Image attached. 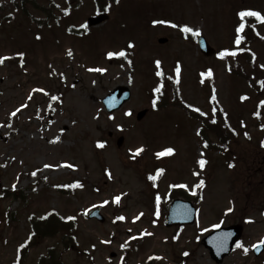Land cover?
I'll return each instance as SVG.
<instances>
[{"label": "rangeland", "instance_id": "obj_1", "mask_svg": "<svg viewBox=\"0 0 264 264\" xmlns=\"http://www.w3.org/2000/svg\"><path fill=\"white\" fill-rule=\"evenodd\" d=\"M21 7V0H0V57H13L0 65V196L13 195L0 198V264L17 262V251L30 235L29 216L39 218L50 211L64 219L76 217V245L61 238L44 240L29 248L22 264H38L53 246L62 264H120L125 253L128 264H146L150 257H161L158 264H177L182 258L187 264H215L201 241L212 230L234 224L243 226L240 242L248 252L235 249L221 264H264V252L258 258L250 252L264 238V167L262 171L252 167V159L244 153L257 144L254 137L264 125V113L257 122L252 118L257 103L264 101V87L259 84L264 81L260 40L264 24L244 20L258 37L250 38L253 66L242 62L238 73L231 75L222 59L201 56L198 36L188 39L180 31L184 25L199 30L216 53L235 50L240 47L235 44L241 23L238 13L254 10L264 15V0H119L109 6L105 22L88 30L86 19L98 14L93 0H75L73 6L67 0H35L32 6ZM156 20L180 27L154 25ZM160 38L167 43L159 45ZM130 43L134 47L129 48ZM120 51L126 58L107 55ZM21 52L23 67L16 55ZM226 58L234 64L230 56ZM157 60L165 79H175L179 63L183 102L210 115L208 96L213 86L230 123L253 136L251 142L241 137L230 146L228 155L238 156L233 170L227 168V157L214 150L213 135L204 134L211 147L202 146L196 136L200 123L176 107L152 109L149 98L158 83ZM95 68L106 71L88 70ZM209 69L212 77L201 75ZM243 75L250 76L252 87L240 80ZM117 87H126L130 100L108 113L103 100ZM242 96L248 99L241 100ZM22 105L27 107L12 117L11 112ZM143 110L147 114L136 122ZM56 137L59 141L50 143ZM118 138L123 139L119 148ZM97 142L105 147L98 148ZM140 147L144 151L135 156ZM168 147L175 154L157 158L156 153ZM199 159L207 161L202 170ZM66 163L75 168L61 166ZM157 169H164L157 177L164 206L170 191L179 188L172 185H187L186 193L195 196L192 192L199 189L195 185L205 181L195 223L179 229L177 236L174 228H165L152 202L146 177L156 175ZM76 182L83 187L73 195L56 191L57 186ZM255 187L258 195L252 197ZM116 196L121 197L119 204L113 202ZM228 208L233 211L227 212ZM93 210L100 211L103 223L90 219ZM118 216L125 219L117 220ZM126 241L127 246L121 247Z\"/></svg>", "mask_w": 264, "mask_h": 264}, {"label": "trees", "instance_id": "obj_2", "mask_svg": "<svg viewBox=\"0 0 264 264\" xmlns=\"http://www.w3.org/2000/svg\"><path fill=\"white\" fill-rule=\"evenodd\" d=\"M35 0H21L22 7L21 9L24 10L27 4L34 5ZM68 3L72 2L73 0H67ZM95 5L98 12H107L109 5L114 2V0H94ZM39 9V8H37ZM248 42L244 43L242 47L240 48L247 50ZM236 58H241L242 62H245L247 66L252 65V57L249 52H246L244 54H237ZM234 65L238 67V60L234 61ZM227 64V63H226ZM232 67L231 64H227V68L230 73H238L237 70L240 69L239 67ZM242 80L246 81L250 86L252 85V82L250 78L246 75H243ZM163 82V89H162V95L160 93L154 92V89L160 85V83ZM153 88V100H156L155 107L152 108L155 110L164 109L167 107H176L181 109L187 118L192 121H196L200 123V129L198 134V139L201 142V144L205 145V143L208 144V147H204L205 150H208L211 146H209V141L205 137L204 134L210 136L213 135L216 139V146L214 150H219L222 154H224L228 147L233 144L235 141L236 136L234 135L232 129V126L225 121V114L222 112L221 107L219 106L217 100H212V96L214 95L213 89L211 90V94L209 95V104L212 111L211 116L207 117L206 115H201L200 113L196 112L194 108L187 105L185 102H183L179 96V90L176 86L175 82L172 81V79L159 77L158 83L155 84ZM58 102V100H56ZM262 110L264 111V106L260 105ZM215 109V112L213 111ZM213 120H215V123H213ZM203 133V134H202ZM225 151V152H224ZM73 185V184H68ZM68 185L63 186V188L57 186L56 191L62 192L63 194L73 195L76 190L79 187H67ZM198 192L197 196L195 198H192L195 203H198ZM2 196V199L13 196L12 194L5 193ZM16 196V195H14ZM182 196L186 198V194L184 190H177L173 191L170 195V199L176 198ZM18 197V196H16ZM157 193L154 191V198L156 201ZM157 202V201H156ZM165 209H162V214H164ZM44 219H41V217L36 218L33 215L29 218V225L31 230V235L26 243L18 253V264H22V261L25 259V254H27V251L30 247L38 245L40 242L46 240V239H54V238H61V241L67 240L69 245L72 247L76 245V236L74 234L76 228H77V221L76 220H68L60 217L57 215L54 211L48 212ZM64 239V240H62ZM72 243V244H71ZM74 243V244H73ZM55 247H51L48 249V253L46 256L39 259L38 264H62L61 257L56 255ZM122 264H127V258H125L122 261ZM179 264H186L185 261H181Z\"/></svg>", "mask_w": 264, "mask_h": 264}, {"label": "snow or ice", "instance_id": "obj_3", "mask_svg": "<svg viewBox=\"0 0 264 264\" xmlns=\"http://www.w3.org/2000/svg\"><path fill=\"white\" fill-rule=\"evenodd\" d=\"M116 2L119 3V0H116ZM238 15H239V18L241 20V23H240L239 27L236 29L237 37L235 39V44L237 46H239L241 44V41L243 40V36H241L240 33H242L244 31V29H245L244 20H245L246 17H254L258 23L264 24V15H262L259 11L244 10V11L239 12ZM153 24L154 25L155 24H165V25H168L169 27H172V28L180 27V26H178L175 23H172L170 21H164V20H156V21H153ZM84 27H86V25ZM180 31L183 32V33H191L194 36H200L201 35V33H200L199 30H195L194 31L193 28L190 27V26H188V25H184V26L180 27ZM36 38L37 39H40L41 37L37 36ZM128 47L129 48H132V47H134V45L130 43L128 45ZM16 55L21 58V65L20 66L23 67V57H24L25 54L21 52V53H17ZM67 55L69 57H72L73 56L72 51L71 50H68L67 51ZM107 55H108L109 58L114 57V56H116V57H125L126 58V52H124V51H120V52H109ZM236 55H237V52L236 51H229V50L225 49V50H223V51H221L219 53V58L220 59H224L227 56H233V57H235ZM12 58L13 57H8V56L0 57V65H2L6 60H9V59H12ZM128 63L131 64V61H128ZM155 63H156V67L158 69V71L156 72V75L158 77H164V72L161 69V63L162 62L159 61V60H157ZM261 67H264V65H261ZM88 70L89 71L100 72V73H103V72L106 71V69H104V68H95V69H88ZM180 74H181V67H180L179 63H177V66L175 68V82L177 84H179V82H180ZM61 75H63V74H61ZM201 75L202 76L206 75L207 77H212L213 73H212V70L209 69L207 71V73H202ZM168 79H172V77H169ZM201 83H203V81H201ZM260 84H261L262 87H264V81H260ZM163 87H164L163 82H161L160 85L157 86L154 89V92L160 93L162 95V89H163ZM33 91L34 92H43L44 90L43 89H34ZM45 94L47 95L46 92H45ZM28 99L31 100L32 99V96L30 95L28 97ZM51 99L53 101H56V100H58V97L57 96H52ZM246 99H248L247 96H242L241 97V100H246ZM212 100H216V96L215 95L212 96ZM152 103H153V106L155 107L156 100H153ZM261 105L264 106V101H261ZM23 107H27V105H22L20 108H17L15 111L11 112L10 115L12 117H15L17 115V113H19L21 111V108H23ZM194 110L196 112L200 113L201 115H206V113L201 112V110L199 108H196ZM213 111L215 112V109ZM126 115H131V113L128 112V113H126ZM255 115L259 116L260 113L257 112V113H255ZM213 123H215V120H213ZM9 127H11V125H9ZM245 135L247 136L248 134L245 133ZM59 139H60L59 137H56L54 140L50 141V143H56V142L59 141ZM97 147L98 148H103V147H105V144L103 142H97ZM204 147H208V144L205 143ZM143 151H144V148L143 147L137 148L135 150V156L140 155ZM174 154H175V150L172 147H168V148L163 149L162 151L157 152L156 153V156H157V158H161V157H165V156H172ZM201 155H203V154H201ZM206 163H207V161L205 159H199L197 161V164H198V166H199V168L201 170L205 168ZM61 166L62 167H67V168H73V169L75 168V166L72 165V164H70V163H66V164L61 165ZM44 167L45 168H51V167H53V165L45 164ZM229 167H233V165L230 164ZM163 172H164V169H157L156 175L149 176L148 178L150 180L155 181L157 179V177H159ZM199 174H200L199 172H194L193 173V175H195V176H199ZM32 175L35 176L36 175V172H33ZM110 175L111 174L109 173V176ZM204 186H205V181L202 180V179L199 180V183L195 185V187H197V188H203ZM13 187H15V186H13ZM67 187H74L75 188V187H83V185L80 184L79 182H76L75 184L68 185ZM171 187L187 188V185H183V184H181V185H172ZM192 194L195 195L196 193L195 192H192ZM120 200H121V197L120 196H116V197H114L113 202L116 203V204H119L120 203ZM156 201H157V204H159V201H160L159 195H157ZM107 203H108V201H104V204H107ZM232 211H233L232 208H228L227 209V212H232ZM142 215H143V213H140L139 216H137V217L134 218V221L133 222H135V220H138L140 218V216H142ZM44 218L45 217H41V219H44ZM67 219L68 220H75L76 217L70 216V217H67ZM116 219L117 220H124L125 217L118 216V217H116ZM248 222L251 223L252 221L249 220ZM217 227H218V225H217ZM144 234L145 235H152L151 233H147V232H145ZM135 238L136 237H132V239H135ZM103 243H110V241H103ZM259 245H264V238H262L259 241V244L258 245L257 244H253L252 247L253 248H256ZM126 246H127V241L125 242L124 245H121V247H126ZM21 247H23V245ZM236 247L239 248V249H243L244 253L247 254L248 248H246L242 242L237 243L236 244ZM185 255H187V253H185ZM149 259H157V260H159V259H161V257H154V258L153 257H150Z\"/></svg>", "mask_w": 264, "mask_h": 264}, {"label": "water", "instance_id": "obj_4", "mask_svg": "<svg viewBox=\"0 0 264 264\" xmlns=\"http://www.w3.org/2000/svg\"><path fill=\"white\" fill-rule=\"evenodd\" d=\"M106 20V16H99L96 18H89L87 20V27L96 26ZM159 44L166 43V39H159ZM198 47L200 53L209 58L214 55V50L210 48L203 37L198 39ZM130 93L125 87L116 88L111 94H109L104 100L108 113H112L118 110L125 102L129 100ZM147 114L146 110H143L137 114V121H141ZM122 138L117 141V147L122 144ZM196 211L191 202L184 200H175L168 208L167 217L165 220V226L167 228L183 226H190L194 223ZM90 218H95L100 223L104 222L103 217L99 214V211H95L90 215ZM243 228L240 225H232L226 228H217L207 235L203 240V246L208 250L210 257L216 264H221L222 261L228 257L235 244L241 239ZM264 251V246H258L253 249L255 257H259Z\"/></svg>", "mask_w": 264, "mask_h": 264}, {"label": "flooded vegetation", "instance_id": "obj_5", "mask_svg": "<svg viewBox=\"0 0 264 264\" xmlns=\"http://www.w3.org/2000/svg\"><path fill=\"white\" fill-rule=\"evenodd\" d=\"M258 132H260L261 134L259 136L257 134L258 137L257 136L254 137L256 138L254 140L257 141V144L251 145V147L246 148L244 153L247 159H252L250 165H252V167L254 166L257 167L258 171H262V168L264 167V138H263L264 131L260 129L258 130ZM229 152L230 151H228V154ZM230 157H233L234 160L236 161L238 160V156H235V153L234 155L231 154ZM257 195H258V189L257 187H255V189L251 191V196L257 197Z\"/></svg>", "mask_w": 264, "mask_h": 264}]
</instances>
